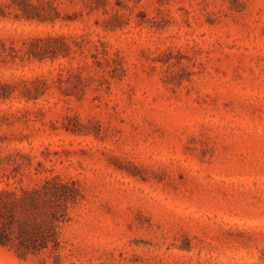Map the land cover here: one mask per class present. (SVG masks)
<instances>
[{
    "label": "rangeland",
    "instance_id": "obj_1",
    "mask_svg": "<svg viewBox=\"0 0 264 264\" xmlns=\"http://www.w3.org/2000/svg\"><path fill=\"white\" fill-rule=\"evenodd\" d=\"M29 1L57 18L0 0V190L68 204L0 264H264V0ZM48 37L66 56L27 53Z\"/></svg>",
    "mask_w": 264,
    "mask_h": 264
},
{
    "label": "trees",
    "instance_id": "obj_2",
    "mask_svg": "<svg viewBox=\"0 0 264 264\" xmlns=\"http://www.w3.org/2000/svg\"><path fill=\"white\" fill-rule=\"evenodd\" d=\"M22 1V3H15L21 11L20 16L39 21H54L57 18L55 15L44 11L39 4L29 0ZM104 2L105 0H95V3L90 5V10L103 8ZM57 39V37L36 38L31 42L27 53L40 60L66 56L69 50L68 44L64 42L59 47L55 44ZM5 94L0 93V96ZM66 186V184L54 180L53 177H45L40 186L30 191L25 190L23 195L14 190H0V243L3 245L12 244L9 229L17 220L18 241L13 243L16 250L36 253L49 247L56 249L59 244L56 221L59 220L60 215L64 214L68 204ZM55 197L62 198V203L58 205L60 209L55 207L57 205L54 200ZM30 206L36 208L38 214H42L41 220L27 223L25 220L17 219V213L27 210ZM44 215H50V219H45Z\"/></svg>",
    "mask_w": 264,
    "mask_h": 264
}]
</instances>
